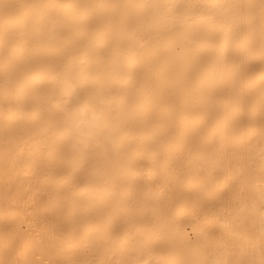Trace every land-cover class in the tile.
Returning a JSON list of instances; mask_svg holds the SVG:
<instances>
[{"label": "bare ground", "instance_id": "bare-ground-1", "mask_svg": "<svg viewBox=\"0 0 264 264\" xmlns=\"http://www.w3.org/2000/svg\"><path fill=\"white\" fill-rule=\"evenodd\" d=\"M0 264H264V0H0Z\"/></svg>", "mask_w": 264, "mask_h": 264}]
</instances>
